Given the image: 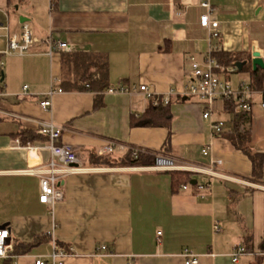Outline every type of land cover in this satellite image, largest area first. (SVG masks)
Listing matches in <instances>:
<instances>
[{
    "label": "crops",
    "instance_id": "crops-1",
    "mask_svg": "<svg viewBox=\"0 0 264 264\" xmlns=\"http://www.w3.org/2000/svg\"><path fill=\"white\" fill-rule=\"evenodd\" d=\"M210 3L216 39L199 25L205 13L200 0H13L11 6L0 0L8 29L0 31V228L10 230L16 251L10 264L50 262L53 244L68 251L60 264H184L185 249L197 264H264V166L253 178L249 159L213 135L215 122L223 123V133L242 127L239 113L227 111V100L208 105L185 95L190 60L203 65L219 51L242 60L237 69L212 58L217 76L233 90L249 84L242 67L251 65L254 52L264 62V0ZM23 24L37 42L22 56L3 55L6 35L18 34ZM47 38L67 43L68 51L49 55ZM81 54L106 65V89L90 86L100 79L91 63L85 74L72 72L70 56ZM141 85L153 98H168L169 127L130 125L150 105L159 106L139 91ZM51 87L62 93L43 110L39 103ZM120 88L126 92H107ZM251 91L243 127L250 129V150L264 154V89ZM206 110L210 115L203 119ZM41 122L61 130L57 143L69 145L86 169L59 182L63 199L52 207L39 202V180L23 173L27 154L14 143L44 145L20 140L24 131L38 135ZM108 143L123 149L100 155ZM131 148L163 149L158 156L189 172L195 183L173 194L167 171L90 161L91 155L118 160ZM102 246L106 251L95 255ZM237 247L247 253L233 263Z\"/></svg>",
    "mask_w": 264,
    "mask_h": 264
},
{
    "label": "built area",
    "instance_id": "built-area-1",
    "mask_svg": "<svg viewBox=\"0 0 264 264\" xmlns=\"http://www.w3.org/2000/svg\"><path fill=\"white\" fill-rule=\"evenodd\" d=\"M200 7L205 10V13L199 18V25L205 28L209 37H217L218 23L211 19L212 6L210 0H200ZM6 31L5 27L0 19V31ZM37 39L33 37L28 26L23 24L16 35H6V48L2 52L3 55L9 56H22L30 50ZM47 45V53L66 52L69 49L67 43L61 41H53L50 38L44 40ZM191 71L190 77L185 95L187 97L197 98L210 105L217 99L221 100H233L236 103L235 111L237 113L249 114L252 109V103L249 99L252 91L247 84L240 83L239 88L233 90L228 82L220 79L215 70L218 66L215 64L210 53L206 56L204 64H198L194 59H191ZM2 63L0 62V69ZM1 71H0V97L3 95L1 89ZM87 87V86H86ZM27 89L23 87V91ZM139 91L143 92L147 99H150L154 106L160 104H169L168 98L157 99L153 98L144 85L139 87ZM108 93L126 92L123 88L118 90L108 89ZM62 93L61 90L49 88L45 94V100L39 103L40 108L47 110L51 107V99L57 94ZM261 109H264V100L259 104ZM210 115L209 111L206 110L202 117L203 119L208 118ZM223 123L215 122L211 125L213 135L218 136L222 132ZM61 130L56 127L52 122H41L38 124L37 134L41 137L46 138V143L41 146H31L26 144L20 146L19 141L15 140V148L25 151L27 154V168L23 173L27 175H34L39 180V202L44 205L52 207L63 199V192L59 188V182L69 174H80L84 173L86 169L79 166V160L71 147L65 144H58ZM114 148L123 149V146H116L115 144L108 143L100 152V155L111 153ZM138 149H133L134 155L138 152ZM205 153V151H204ZM155 171H172L176 170L177 167L169 159L157 156L155 158L154 165L150 167ZM201 185L199 189H202L205 185L204 179H201ZM185 188V186H182ZM220 223H215L214 230H218ZM10 230L6 227L0 228V261L9 260L10 262L15 258L12 254L13 246L10 243ZM106 251V247L102 246L96 249L95 255H101ZM232 255V262H237L239 255L246 254L247 251L243 247H237ZM68 251L59 250L56 245L53 244L52 253L49 256L50 262L45 261L42 258L36 259L33 264H60L61 260L68 254ZM184 264H197L198 257L189 250H183L181 254ZM130 264V263H128Z\"/></svg>",
    "mask_w": 264,
    "mask_h": 264
},
{
    "label": "trees",
    "instance_id": "trees-1",
    "mask_svg": "<svg viewBox=\"0 0 264 264\" xmlns=\"http://www.w3.org/2000/svg\"><path fill=\"white\" fill-rule=\"evenodd\" d=\"M12 4L13 0H7L8 6H11ZM212 58L216 61L218 65L222 67H232L239 60H242L240 58V55L225 51L212 53ZM91 59H93V57L88 55H72L70 56V63L68 64H71V66L73 67V73H78L81 71L84 72L83 74H85V70H88L87 68L91 63V65L94 66L96 68V71L99 73L100 79L97 83L90 82V86L95 87L97 85L100 90H104L106 89V86L104 84V79L106 75V65L104 63H99L96 60L91 61ZM86 62L88 65H86ZM242 71L246 72L249 76L248 86L250 89H264V68L262 70L259 68L253 70L250 63H247L244 67H242ZM85 78L88 80L91 78V76L86 74ZM225 105L228 112H235V101L227 100ZM247 115L248 114L245 113H239V122H243L240 123L242 124V127H237L238 129L233 132H221L218 136H223L224 138H226L236 150L241 151L249 159L252 165L253 178H259L262 175V167L264 166V154L255 153L249 148L250 129L249 126L243 127L245 126L244 122H247L249 120L247 118ZM170 119L171 115L168 105L160 104L157 108H153L150 105L140 118L131 119L130 125L135 127H169ZM35 139H41L43 141H46V138L36 135L34 133L24 131L20 134V140L22 143H25L27 141H33ZM133 149L134 148L129 149L125 153V155L118 160H111L109 156L98 157L96 155H91L90 161L95 165L100 164L109 167H152L154 165L155 158L163 152L164 147L161 151L157 152L150 150L143 151L138 149V152L135 155L133 153ZM167 172L169 173L171 178V190L173 194L177 193L181 186L191 185L193 181L189 172L177 170ZM261 250L264 251V241L261 244ZM12 254H16L14 248ZM0 264H10V261L3 260L0 261Z\"/></svg>",
    "mask_w": 264,
    "mask_h": 264
},
{
    "label": "water",
    "instance_id": "water-1",
    "mask_svg": "<svg viewBox=\"0 0 264 264\" xmlns=\"http://www.w3.org/2000/svg\"><path fill=\"white\" fill-rule=\"evenodd\" d=\"M251 66H252L253 70H256L257 68H261V69L264 68V62L260 58V54L258 52L252 53ZM235 67L237 69L241 68V66L239 64H235ZM192 183H195V182L192 181Z\"/></svg>",
    "mask_w": 264,
    "mask_h": 264
},
{
    "label": "rangeland",
    "instance_id": "rangeland-1",
    "mask_svg": "<svg viewBox=\"0 0 264 264\" xmlns=\"http://www.w3.org/2000/svg\"><path fill=\"white\" fill-rule=\"evenodd\" d=\"M218 33H219V31H218ZM218 35V34H217ZM219 37V35L217 36V37H215L214 39H216V38H218ZM230 74V73H229ZM234 75V74H233Z\"/></svg>",
    "mask_w": 264,
    "mask_h": 264
}]
</instances>
